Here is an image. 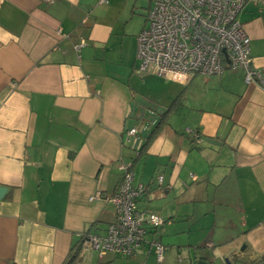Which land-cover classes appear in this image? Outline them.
Wrapping results in <instances>:
<instances>
[{
    "label": "crops",
    "instance_id": "1",
    "mask_svg": "<svg viewBox=\"0 0 264 264\" xmlns=\"http://www.w3.org/2000/svg\"><path fill=\"white\" fill-rule=\"evenodd\" d=\"M130 13L122 0H0V264L76 250L73 264H264V87L242 69L184 84L137 72L144 25ZM238 19L264 74V5L247 0ZM125 164L162 225L130 257L80 251L114 220Z\"/></svg>",
    "mask_w": 264,
    "mask_h": 264
},
{
    "label": "built area",
    "instance_id": "2",
    "mask_svg": "<svg viewBox=\"0 0 264 264\" xmlns=\"http://www.w3.org/2000/svg\"><path fill=\"white\" fill-rule=\"evenodd\" d=\"M149 1L146 23L136 38L137 72H151L184 84L193 74L220 75L225 69H242L246 83L257 82L264 87V74L252 63L249 38L238 19L247 0ZM254 1L264 5V0ZM148 123L151 125L154 120ZM148 123L141 125L142 128L128 129L127 139L144 130ZM187 131L195 140L200 139L198 132ZM123 170L109 198L114 207V220L103 235L82 234L80 251L91 249L99 254L113 252L130 257L148 231L162 225L163 219L158 214L140 206L139 199L146 189L140 183H133L130 164H125ZM161 180L162 176H158L157 181ZM151 242L160 258L163 246L158 239Z\"/></svg>",
    "mask_w": 264,
    "mask_h": 264
},
{
    "label": "rangeland",
    "instance_id": "3",
    "mask_svg": "<svg viewBox=\"0 0 264 264\" xmlns=\"http://www.w3.org/2000/svg\"><path fill=\"white\" fill-rule=\"evenodd\" d=\"M130 2L133 5H129ZM129 6V8H128ZM150 6L149 0H122V17H127V11H131L129 20L131 27H142L146 23V15Z\"/></svg>",
    "mask_w": 264,
    "mask_h": 264
},
{
    "label": "water",
    "instance_id": "4",
    "mask_svg": "<svg viewBox=\"0 0 264 264\" xmlns=\"http://www.w3.org/2000/svg\"><path fill=\"white\" fill-rule=\"evenodd\" d=\"M205 141L207 142V143H209V144H214V145H219L220 144V142H218L217 140H215V139H212V138H206L205 139ZM4 187H1L0 186V194L2 193V192H4ZM197 264H209L207 261H205V260H203V259H199L198 261H197Z\"/></svg>",
    "mask_w": 264,
    "mask_h": 264
},
{
    "label": "trees",
    "instance_id": "5",
    "mask_svg": "<svg viewBox=\"0 0 264 264\" xmlns=\"http://www.w3.org/2000/svg\"><path fill=\"white\" fill-rule=\"evenodd\" d=\"M151 230H152V229H151ZM153 230H154V229H153ZM156 230H157V229H156ZM148 232H150V230H149ZM86 233H88V232H86ZM83 234H85V233H83ZM77 254H78V250L72 252V253L68 256V258L65 260V262H64L63 264H73L75 258L77 257Z\"/></svg>",
    "mask_w": 264,
    "mask_h": 264
}]
</instances>
